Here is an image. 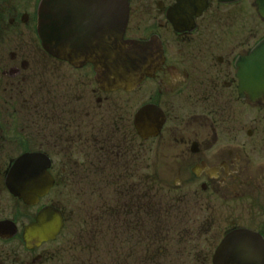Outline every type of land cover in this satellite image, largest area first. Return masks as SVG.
I'll use <instances>...</instances> for the list:
<instances>
[{
	"label": "flooded vegetation",
	"instance_id": "flooded-vegetation-1",
	"mask_svg": "<svg viewBox=\"0 0 264 264\" xmlns=\"http://www.w3.org/2000/svg\"><path fill=\"white\" fill-rule=\"evenodd\" d=\"M42 2L0 0V264H215L243 229L264 264V81L250 86L246 60L264 42V0H125L123 12L68 0L65 60L44 48ZM121 38L161 45L163 63L104 90L89 62ZM27 153L48 157L53 180L35 206L7 186ZM48 210L60 231L28 234ZM172 215L176 239L154 244L153 223Z\"/></svg>",
	"mask_w": 264,
	"mask_h": 264
},
{
	"label": "water",
	"instance_id": "water-1",
	"mask_svg": "<svg viewBox=\"0 0 264 264\" xmlns=\"http://www.w3.org/2000/svg\"><path fill=\"white\" fill-rule=\"evenodd\" d=\"M68 0H43L39 11V32L45 49L60 59H71L73 50L66 47L64 36L66 29L65 11L60 6ZM105 3L121 4L124 11L125 0H104ZM127 19V18H126ZM61 39V41H59ZM116 44L105 48L104 62H89L95 65L99 73L98 81L104 90H131L146 77L152 76L163 62L161 45L155 43L129 42L123 38ZM73 58L81 59V56ZM264 42L246 59L249 63V84L259 86L264 81L260 67L264 68ZM150 60V61H149ZM79 66L83 62H71ZM88 63V62H84ZM144 112L139 115L141 120ZM50 161L43 154H25L12 166L7 185L10 192L28 205H35L40 198L49 193L53 180L49 174ZM57 211L43 212L40 223L32 226L28 234L52 235L58 233L63 223L57 218ZM261 238L258 234L242 230L231 234L222 244L215 264H263L260 262ZM264 258V257H263Z\"/></svg>",
	"mask_w": 264,
	"mask_h": 264
},
{
	"label": "rangeland",
	"instance_id": "rangeland-1",
	"mask_svg": "<svg viewBox=\"0 0 264 264\" xmlns=\"http://www.w3.org/2000/svg\"><path fill=\"white\" fill-rule=\"evenodd\" d=\"M163 195V194H162ZM166 203V199H165V196L163 195L162 197L160 195L157 196V198L155 199L154 203ZM157 213V210L154 209L153 210V215H155ZM173 217H170L169 219H167L166 222L162 223V224H158V223H153V226H152V239H153V242L154 244L155 243H158V244H161V246L163 244H165V242H162L160 243L161 241L160 240V235H165V238H168V239H176L175 234H177L178 232V228L174 225H172L170 222L173 221L174 218H176L174 215H172ZM173 218V219H172ZM155 219V216L154 218ZM156 220V219H155ZM154 220V221H155ZM166 224H168L166 226ZM160 225H164L163 227H161ZM111 229V228H110ZM111 231V230H110ZM104 234H107L105 232H103ZM107 235H111V234H107ZM155 240V241H154ZM167 244V243H166ZM172 245L168 243V248H170Z\"/></svg>",
	"mask_w": 264,
	"mask_h": 264
},
{
	"label": "trees",
	"instance_id": "trees-1",
	"mask_svg": "<svg viewBox=\"0 0 264 264\" xmlns=\"http://www.w3.org/2000/svg\"><path fill=\"white\" fill-rule=\"evenodd\" d=\"M158 194H156L155 192L153 193V201H155V199L157 198Z\"/></svg>",
	"mask_w": 264,
	"mask_h": 264
}]
</instances>
